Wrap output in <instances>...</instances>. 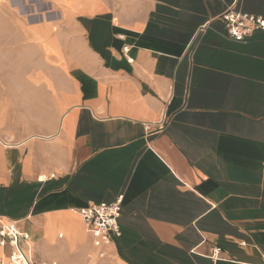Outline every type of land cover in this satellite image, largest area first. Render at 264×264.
I'll list each match as a JSON object with an SVG mask.
<instances>
[{"label": "crops", "instance_id": "1", "mask_svg": "<svg viewBox=\"0 0 264 264\" xmlns=\"http://www.w3.org/2000/svg\"><path fill=\"white\" fill-rule=\"evenodd\" d=\"M0 1L26 9L61 113L51 162L0 180L34 264L84 261L79 208L121 194L105 264H264V31L219 17L264 0Z\"/></svg>", "mask_w": 264, "mask_h": 264}, {"label": "rangeland", "instance_id": "2", "mask_svg": "<svg viewBox=\"0 0 264 264\" xmlns=\"http://www.w3.org/2000/svg\"><path fill=\"white\" fill-rule=\"evenodd\" d=\"M25 11L0 1V180L17 177L23 162L32 170L37 164H49L52 144L59 140L58 97L51 83L36 72L40 58L35 44L24 37ZM32 135L55 136L27 139ZM43 175L47 176L43 173L40 178ZM31 245L34 257L32 241ZM108 257L106 249L93 246L79 264H105Z\"/></svg>", "mask_w": 264, "mask_h": 264}, {"label": "built area", "instance_id": "3", "mask_svg": "<svg viewBox=\"0 0 264 264\" xmlns=\"http://www.w3.org/2000/svg\"><path fill=\"white\" fill-rule=\"evenodd\" d=\"M225 23L228 35L236 41H244L258 30L264 31V17L236 10L228 6L219 16ZM124 195L112 201L90 202L78 212L90 234L92 244L104 250L113 244L114 238L121 235L120 217ZM31 236L22 230L15 220H0V245L11 246L8 259L0 257V264H34L32 260ZM220 248L216 250L219 254ZM52 264H57L53 261Z\"/></svg>", "mask_w": 264, "mask_h": 264}, {"label": "bare ground", "instance_id": "4", "mask_svg": "<svg viewBox=\"0 0 264 264\" xmlns=\"http://www.w3.org/2000/svg\"><path fill=\"white\" fill-rule=\"evenodd\" d=\"M38 137V136H37ZM25 141V140H24ZM3 143L6 145V146H11L12 144L11 143H7L3 140ZM18 144V143H17ZM31 243V242H30ZM32 260H33V256H32Z\"/></svg>", "mask_w": 264, "mask_h": 264}]
</instances>
